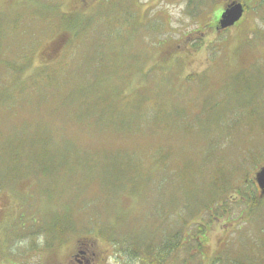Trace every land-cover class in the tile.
<instances>
[{
    "label": "rangeland",
    "instance_id": "374dc122",
    "mask_svg": "<svg viewBox=\"0 0 264 264\" xmlns=\"http://www.w3.org/2000/svg\"><path fill=\"white\" fill-rule=\"evenodd\" d=\"M99 2L0 0L1 58L48 65L70 36L57 35L70 29L63 15L87 19ZM223 2H118L123 24L110 39L114 24L102 18L66 58L29 66L16 86L0 59V263L36 264L43 253L54 264L61 240L72 251L105 223L135 233H98L95 264H142L156 258L144 250L177 234L162 220L184 216L192 233L173 264H264V196L252 206L237 190L261 195L249 180L264 166V0L228 30L217 24Z\"/></svg>",
    "mask_w": 264,
    "mask_h": 264
},
{
    "label": "trees",
    "instance_id": "16d2710c",
    "mask_svg": "<svg viewBox=\"0 0 264 264\" xmlns=\"http://www.w3.org/2000/svg\"><path fill=\"white\" fill-rule=\"evenodd\" d=\"M123 1V4L125 5L126 2L131 4L129 8H127L128 6L125 5V8H127L128 10L133 8V6H137V3H139V0H130V2H128V0H104V2H100L98 3L100 8L99 9H96V10H93L92 12H89L90 14H93L91 15L90 17L87 16L88 18L86 19L85 17L82 18L84 15H79V14H76V16L79 18H75V16H72L74 14H69V15H63L64 17H67L68 20L70 21V23H68V27L70 29H64V30H61L60 32H58V36H61V33H64L63 31L65 32H70V36H68V38H65V40L63 39H60L57 43H55L53 45L54 47V50H53V55L51 56L50 59H52V65L55 64L56 60H55V57L57 56V61L61 60V59H64L66 58L67 56V50H68V46L71 44L72 40H76L74 38H79V37H82L83 34H92V32L94 30H96V27L98 28V24H102L101 22H99L102 18H104L105 20H110V22H112L114 25H109L111 27V30L109 31V39L112 35V31H117L116 30V25H122L123 24V17L124 15H121V14H114L113 12V6H115L116 3H120ZM134 3V4H132ZM102 7H104L105 9L101 12H99ZM127 10V11H128ZM139 10V9H138ZM248 10H251V9H248ZM247 10V11H248ZM111 12L112 15L110 14ZM202 13V12H201ZM86 15V13H83ZM70 17H72V21L70 20ZM89 19H92L93 22H90ZM87 20V22H83ZM74 23V24H73ZM242 23V22H241ZM238 24H240V22H238ZM237 24V25H238ZM63 27V26H62ZM109 27V28H110ZM4 34H1L0 35V53L6 55L7 52H8V43L6 42V38L4 39ZM107 34L106 35H103V38H107ZM56 39V38H55ZM72 46H73V43H72ZM98 47L99 50H101L103 53H106V48H107V45L106 44H97L96 45ZM96 47V48H97ZM94 49V46H92V50H93V55L96 57V58H99V56L101 57L102 55L99 53V51L97 49ZM74 53V52H73ZM61 54V55H60ZM0 59L1 58V55H0ZM5 59V58H4ZM33 59V58H32ZM32 59H28V62H16V63H13L14 61H6L2 59L4 65H5V73L8 75V76H12V79L14 80V84L16 86V82L15 80L18 79L20 77V80L23 79V76H22V73L27 70L28 71V67L30 66V68L32 70H43L45 69L49 64H51V61L50 63L47 65V64H43L41 65L39 68L37 65L34 64L33 60ZM49 59V60H50ZM22 61V60H20ZM28 64V65H27ZM27 66V67H26ZM37 70V71H38ZM34 72V71H32ZM197 78V77H195ZM17 86H18V90L19 91H22L20 89V84L19 82L17 83ZM5 90V89H4ZM2 92V91H0ZM8 92V91H7ZM5 91V93H7ZM23 92V91H22ZM245 161V160H244ZM245 164V162L243 161H240L238 164ZM237 164V165H238ZM41 167V172H42V166L39 165ZM245 166V165H244ZM20 171V169L18 168L16 173L14 175H11L9 178L15 180L14 183H15V186L20 182L19 179H20V173H18ZM24 171H26V169H24ZM228 177V176H227ZM224 178V183L225 185H228L230 183H232L233 181H231L230 183L227 184V182L229 181L228 179ZM7 178V179H9ZM2 179V178H0ZM16 180H18L16 182ZM255 180V179H254ZM252 179L249 180V182L251 184H255V181ZM246 184H244L243 189L238 187V193H240L241 195H243V198L244 196H247V198L250 199V202L252 204V206H258L260 204V200L263 198V195H258L257 193H252V194H249L247 190L244 189ZM239 186V185H238ZM153 198H156L154 200V202H150V200H148V204L146 203V207H151L152 209L156 208L157 205L156 202L157 201V197H153ZM146 199V197H145ZM154 204V205H153ZM188 208L185 207V210H187ZM148 216L150 213H147ZM124 217V218H123ZM121 217L122 219H125L126 216H123ZM183 218L181 220H175L174 223L170 224V222L166 221V220H162L165 221L164 222V226L166 225L165 227V233H177L175 236L171 237V240H168L166 241V243L159 249V247H157L155 250H144V255L146 257L150 256L151 253H155L154 256H156V258H154V260H147L145 263L144 260L141 262L142 264H173V251H176L177 253L181 250L182 248V245H183V242H184V239H183V233L187 232V233H190L191 231L190 230H186L188 228V225H186L188 223V219L184 218V216H182ZM151 218V217H150ZM157 218H159V216H153V218H151L150 221H153L154 219L157 220ZM158 222V221H157ZM125 223V221H124ZM63 225V224H62ZM125 226L122 227L121 225L119 227H114L113 228V231L111 232V229H109V227L106 226L105 223L103 224H99V229L98 231H90V232H94V233H101L102 235H107V237L109 238V240H111L110 236L112 237V235L114 233H135L133 232V230L131 229L130 225L128 224H124ZM60 226V225H59ZM58 226V228H59ZM155 226H158L155 225ZM64 230H66V228H72L71 225H67L66 226H61ZM150 231H151V228L147 227ZM83 232L86 233V231L82 230ZM190 231V232H189ZM203 231H201L202 233ZM153 233H157V232H153ZM192 233V232H191ZM203 233H206V232H203ZM190 239V238H189ZM188 239V240H189ZM186 243V242H184ZM198 247V246H197ZM201 246L199 245L198 249L200 248ZM134 248H136L137 252H139V250H141L142 252V248L140 246H135ZM149 249V247H148ZM141 254V253H140ZM148 254V255H146ZM143 255V254H142ZM171 255V256H170Z\"/></svg>",
    "mask_w": 264,
    "mask_h": 264
},
{
    "label": "flooded vegetation",
    "instance_id": "af4514ba",
    "mask_svg": "<svg viewBox=\"0 0 264 264\" xmlns=\"http://www.w3.org/2000/svg\"><path fill=\"white\" fill-rule=\"evenodd\" d=\"M235 1H237V0H225V2H223V4H222V10L220 11V14H222L229 7V5ZM237 2H241L244 5V8H245L244 15H245L248 9H253L256 7V6H254V4L256 5V3L259 2V0H251V2H253V5H250L249 3L245 2V1H241V0H239ZM255 184L257 185V188L259 190L260 188H259L258 184L256 182H255ZM47 230L48 229L45 228V231H47ZM66 234L61 233L60 237L61 238L65 237ZM55 237H57L56 233H54V241L56 239ZM82 238H84L85 240L91 239V241H90V243H92L91 246H88L87 244H85V242H82V240H84V239H82V240L80 239V240H76L73 249H71L72 251H70L68 249L69 245H68L67 239L65 238V240H61L59 249L54 250L51 253H57V252L62 251L58 254H61L62 256L65 255V256H64L63 260L58 259V262H56L54 264H76V263L77 264H95L96 262H100L101 258H99V254L96 252V250H94L92 248V247H94V244H97L98 233H91L90 236H84ZM50 241H51V238H50ZM47 242H49V240H47L46 243ZM70 246H72V245H70ZM44 247H45V245H44ZM45 249H47V251L49 250L47 247H45ZM67 249H68V251L71 252L69 259H67V255H68V251L66 252ZM39 256L41 257V261H37L36 264H47L44 262V256L45 255L43 253L42 254L39 253ZM14 258H16V257H14ZM14 258H10V260H8V263L9 264H20V263H15L16 259H14ZM0 264H4L2 262V259H1ZM22 264H29V261L28 260H27V262L24 261ZM48 264H51V263H48Z\"/></svg>",
    "mask_w": 264,
    "mask_h": 264
},
{
    "label": "water",
    "instance_id": "95a60500",
    "mask_svg": "<svg viewBox=\"0 0 264 264\" xmlns=\"http://www.w3.org/2000/svg\"><path fill=\"white\" fill-rule=\"evenodd\" d=\"M245 8L242 3L233 2L221 14L219 19V29H227L234 26L243 17ZM256 182L264 195V166L256 173Z\"/></svg>",
    "mask_w": 264,
    "mask_h": 264
}]
</instances>
